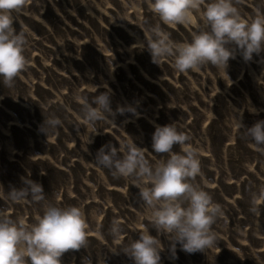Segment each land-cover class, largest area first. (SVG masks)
<instances>
[{"label": "rangeland", "instance_id": "374dc122", "mask_svg": "<svg viewBox=\"0 0 264 264\" xmlns=\"http://www.w3.org/2000/svg\"><path fill=\"white\" fill-rule=\"evenodd\" d=\"M234 6L245 18L264 12V0ZM13 15L26 34L27 64L11 87L0 83V186L7 192L27 177L42 185L47 201L82 208L86 244L66 250L61 264H134L123 250L146 229L162 244L160 264H264V152L237 129L238 119L245 128L264 119V50L249 60L236 50L227 75L211 64L181 73L171 58L152 62L137 42L157 24L178 42L196 28L163 24L148 0H24ZM104 91L114 115L89 125L81 100ZM51 116L61 120L55 130L42 124ZM172 122L198 149L201 172L192 182L221 209L210 249L190 253L176 243L173 250L168 235L152 227L136 181L94 159L102 145L130 139L151 163L166 159L152 149L151 135L155 125ZM41 203L0 200V209L31 222Z\"/></svg>", "mask_w": 264, "mask_h": 264}, {"label": "clouds", "instance_id": "9594fccd", "mask_svg": "<svg viewBox=\"0 0 264 264\" xmlns=\"http://www.w3.org/2000/svg\"><path fill=\"white\" fill-rule=\"evenodd\" d=\"M23 2L0 0V83L8 87L27 64L26 34L17 31L13 15ZM148 3L163 24L196 28L190 40L178 42L159 24L153 26L150 35L137 44L147 48L157 65L171 58L174 69L181 73L211 64L222 68L227 75L228 60L236 50L245 60L264 50V12L242 17L234 0H148ZM81 104L83 119L89 125L114 115L108 91L99 92L91 101L84 98ZM126 107L128 111H135L131 106ZM125 110V106L116 109ZM42 124L55 130L61 120L51 116ZM237 129L243 131L258 151L264 152V119L246 128L238 119ZM41 131L46 134L42 128ZM189 139L186 133L178 131L175 122L157 124L151 135V147L155 153H166V159L151 163L133 139L123 141L119 147L111 143L102 145L94 159L98 166L109 169L115 176L133 178L152 227L157 233L168 235L173 250L179 243L184 251L191 253L210 249L215 244L212 225L221 209L206 190L192 182L201 168L198 149ZM174 144L180 146L179 151L172 150ZM22 179L24 186L11 187L7 192L0 186V200L43 202L41 212L26 222L0 209V264H61L60 257L66 250L86 244L85 214L77 205L60 206L47 201L39 182L27 177ZM120 231V222L114 220L111 233L118 235ZM161 248L158 237L146 229L123 251L134 264H160Z\"/></svg>", "mask_w": 264, "mask_h": 264}]
</instances>
